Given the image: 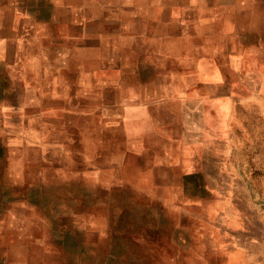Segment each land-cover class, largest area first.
I'll return each instance as SVG.
<instances>
[{
	"label": "crops",
	"instance_id": "crops-1",
	"mask_svg": "<svg viewBox=\"0 0 264 264\" xmlns=\"http://www.w3.org/2000/svg\"><path fill=\"white\" fill-rule=\"evenodd\" d=\"M30 1L0 0V264H264V0Z\"/></svg>",
	"mask_w": 264,
	"mask_h": 264
},
{
	"label": "rangeland",
	"instance_id": "rangeland-1",
	"mask_svg": "<svg viewBox=\"0 0 264 264\" xmlns=\"http://www.w3.org/2000/svg\"><path fill=\"white\" fill-rule=\"evenodd\" d=\"M32 1L25 0V4H30ZM261 116V115H260ZM258 117L255 116V120ZM254 122H250L244 131L246 136L241 138V148L245 150L246 160L240 165L245 173H264V123L262 128H254ZM256 127V126H255Z\"/></svg>",
	"mask_w": 264,
	"mask_h": 264
}]
</instances>
